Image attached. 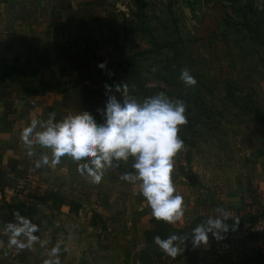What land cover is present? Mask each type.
<instances>
[{
	"label": "rangeland",
	"instance_id": "rangeland-1",
	"mask_svg": "<svg viewBox=\"0 0 264 264\" xmlns=\"http://www.w3.org/2000/svg\"><path fill=\"white\" fill-rule=\"evenodd\" d=\"M72 5L73 60L67 65L73 62V68L59 80L64 101L54 111L46 107L21 115L20 133L30 119L46 120L52 112L57 120L84 110L98 113L107 99L106 85L126 83L138 101L159 91L186 101L188 123L179 133L185 143L173 173L186 212L172 226L190 232L223 207L229 219L239 222L221 233L223 239L213 237L216 251L228 252L217 264H264V0H89ZM185 68L197 81L194 87L179 79ZM84 86L100 91L94 109L82 102ZM112 94L122 99L114 88ZM15 139L17 160L8 173L16 188L0 186V226L14 221L19 211L41 226L38 235L47 243L17 251L4 237L2 258L43 264L60 241L70 248L61 264H149L153 255L143 232L151 211L138 194L139 185L121 179L134 171L131 160L108 169L94 185L67 158L35 168V160L45 153L50 157V151L34 145L35 155L28 157L20 135ZM71 201L81 209L73 210ZM197 257L199 264H214Z\"/></svg>",
	"mask_w": 264,
	"mask_h": 264
},
{
	"label": "clouds",
	"instance_id": "clouds-1",
	"mask_svg": "<svg viewBox=\"0 0 264 264\" xmlns=\"http://www.w3.org/2000/svg\"><path fill=\"white\" fill-rule=\"evenodd\" d=\"M107 72V65L101 64ZM179 79L189 87L197 81L189 70L181 69ZM121 93L117 99L113 93ZM106 102L98 110L101 122L84 110L68 114L57 120L54 112L46 120L30 119L21 130L20 141L28 157L35 155L34 145L50 151L35 160V168L56 166L62 158L77 164V172L87 182L99 185L105 172L118 168L131 160L132 172H125L121 179L139 185V195L147 202L151 216L156 221L169 225L181 222L185 217L186 205L183 195L177 190L173 173L175 157L184 148V140L179 135L181 126L188 123L187 103L182 99H172L164 91L145 97L142 101L129 95L127 84L106 85ZM39 128V130H37ZM137 193H134V195ZM215 215H209L196 223L185 234H172L162 238L153 237L154 244L168 257L176 258L183 253L186 241L193 247L207 245L209 234L217 240L223 239L221 233L230 229L227 221L229 212L217 207ZM14 221L0 226V240L6 237V244L17 251L32 249L39 243L44 247L47 241L38 233L41 226L19 211ZM70 253V248L60 241L47 251L43 264H61V255ZM7 254V253H5Z\"/></svg>",
	"mask_w": 264,
	"mask_h": 264
},
{
	"label": "crops",
	"instance_id": "crops-1",
	"mask_svg": "<svg viewBox=\"0 0 264 264\" xmlns=\"http://www.w3.org/2000/svg\"><path fill=\"white\" fill-rule=\"evenodd\" d=\"M85 1L89 2V0H0L1 62L6 64L22 62L25 59L34 58L47 48L51 60L49 68L51 78L54 81L61 80L73 65V62L69 67L67 65L68 61L73 60L68 31L74 15H71L72 4H83ZM60 94V91H54L39 98L26 97L21 85L17 83L7 88L0 96V170L9 175L10 164L17 160L18 150L15 147L17 139L15 138L20 135L18 122L21 115L27 116L29 112L36 109L44 110L46 107H54L49 108V111L56 110L55 106L64 101ZM26 104L33 107H27ZM7 105L11 107V110L5 109ZM215 240L210 235L207 245L194 247V253L174 264L184 262L199 264L197 256L217 264L228 252L216 251V248L212 246ZM143 242L146 244L144 232ZM146 246L151 249L153 255L149 264H155L158 259L167 256L156 245L146 244ZM199 249L201 252H198ZM0 264H14V260L8 255L2 258L0 252Z\"/></svg>",
	"mask_w": 264,
	"mask_h": 264
},
{
	"label": "trees",
	"instance_id": "trees-1",
	"mask_svg": "<svg viewBox=\"0 0 264 264\" xmlns=\"http://www.w3.org/2000/svg\"><path fill=\"white\" fill-rule=\"evenodd\" d=\"M50 63L51 60L47 48L43 49V51L34 58L25 59L22 62L18 61L13 64H6L0 60V96H2L7 88H10L11 85L17 83L21 85L24 95L30 98H39L50 92L59 91L61 89V82L54 81L51 78L49 73ZM82 91L83 104L88 105L91 103V109L96 108L95 104L97 103V97L100 91L88 86H84ZM26 106L33 107L28 104H26ZM5 109L11 110V107L7 105L5 106ZM88 111L90 112V110ZM90 113L95 116L98 122L99 114L97 112ZM70 206L75 211L81 209V204L75 201H71ZM238 222L239 220L235 219H228L227 221L229 227ZM173 232L177 234H185L188 233V230L185 228H175L163 221H156L151 216L149 219V228L144 231L145 242L147 245H155L153 242V237L155 235H160L164 238ZM192 253H194V247L189 238V240L186 241V247L183 253L179 254L176 258L165 256L162 259H158L155 264H174Z\"/></svg>",
	"mask_w": 264,
	"mask_h": 264
},
{
	"label": "water",
	"instance_id": "water-1",
	"mask_svg": "<svg viewBox=\"0 0 264 264\" xmlns=\"http://www.w3.org/2000/svg\"><path fill=\"white\" fill-rule=\"evenodd\" d=\"M194 179H192L191 183L194 184ZM11 186L13 188H16V184L13 182L11 177L5 173L4 171L0 170V186Z\"/></svg>",
	"mask_w": 264,
	"mask_h": 264
}]
</instances>
